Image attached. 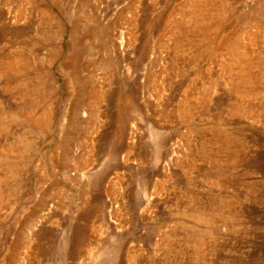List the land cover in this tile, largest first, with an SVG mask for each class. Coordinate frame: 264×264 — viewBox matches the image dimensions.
Wrapping results in <instances>:
<instances>
[{
	"label": "rangeland",
	"instance_id": "rangeland-1",
	"mask_svg": "<svg viewBox=\"0 0 264 264\" xmlns=\"http://www.w3.org/2000/svg\"><path fill=\"white\" fill-rule=\"evenodd\" d=\"M213 1L224 13L210 20L209 40L238 34L264 57V0ZM183 8L0 0V61L23 56L32 97L0 77V264H264V103L251 96L250 112L232 111L240 99L220 65L226 52L194 58L176 47ZM98 38L76 76L100 97L94 116L75 115L72 40ZM127 95L133 104L118 113ZM184 96L191 110L180 118ZM84 158L93 168L83 175L73 163Z\"/></svg>",
	"mask_w": 264,
	"mask_h": 264
},
{
	"label": "bare ground",
	"instance_id": "bare-ground-1",
	"mask_svg": "<svg viewBox=\"0 0 264 264\" xmlns=\"http://www.w3.org/2000/svg\"><path fill=\"white\" fill-rule=\"evenodd\" d=\"M184 7L185 8H183L181 15L182 19L179 22L181 24V22L183 21L184 24L180 26L181 32L178 36V39L176 40V47H184L186 53L191 54L194 58L195 57L200 58L201 56H208V55L217 56L223 51L226 52L227 59L225 62H221L220 65L222 66V69L226 73H228L227 80L233 90L234 95L237 97V99H240V103H237L236 108L231 109L232 111L245 110L246 112H250V108L252 104L256 105V101H259L260 104H262V102L264 103L263 101L264 100V57L255 56L251 51L248 50L245 51L240 45L239 42L240 39L238 34L221 35L218 37L216 41L213 42H211L208 38L209 37L208 31L210 30V26H211V23L209 22L214 18L215 15H223L224 11L222 6L220 5L215 6L213 0H184ZM19 13L23 14V11L21 10L19 11ZM193 21L199 24L194 25ZM192 32H197L198 34L197 36L200 42L197 45H194V41H190ZM106 38L107 37H104L103 41H105ZM255 38L256 35L252 34V40H255ZM95 42H98V44L100 42L102 47V43L101 40L99 41V38L87 44L79 43V41L76 42L74 41V39L72 40L70 54L68 56L69 58L68 67L70 68V72H72L71 81L77 86L76 88L77 100L73 110L75 115L79 111H81L86 115L88 114L91 117L94 116V112L92 111V106L100 97V93H97V90L94 86H91L88 83V81L82 80L79 77H77L79 63H81V59H82L81 57H83V55L89 56L91 54L90 52H92V48L94 44H96ZM21 57L12 54L7 58L2 59L0 61V77L6 87H10L11 89H14L16 91H21L20 97L22 99L24 100L25 98L32 99V97L29 95V91H31V87L27 90H23L24 87H27L28 82L31 80V78L27 77L26 74L21 73L22 69L24 70L25 68L24 67L25 65L23 64H26L23 56ZM100 62L104 64L107 67V69H110L111 66H113V64H111V61L107 59L105 60L102 59ZM34 77L35 80L32 83L33 86L36 87L37 85L40 84V81L37 77V72L34 73ZM251 96L253 97L252 99H254L253 100L254 102L252 104H247L246 102H244L245 98L248 97L250 98ZM117 102H119L117 103L118 113L120 112L121 106L125 110V108L133 104L132 99L129 98L128 95L124 96L122 100L118 97ZM189 103L190 101L188 100V97L184 96L181 102L182 105L177 109L180 118H182V116H184L186 112L191 110V104ZM30 113L31 111H28L27 113L28 118L31 120L34 119L35 122L36 116L32 118L33 115ZM43 115L45 119L48 120L47 113L44 112ZM4 116L6 117V114L4 115L3 112H1L0 130L3 129L5 126V122L2 120ZM254 116H256V114ZM117 119H118V123L116 129L121 135V133L123 134L124 132H126V130L122 126L124 118H121V115L118 114ZM74 122H75V118H72L71 123ZM47 123L48 121H45L44 126H46ZM32 125H34V123ZM81 126L82 127H80L81 129L79 130L78 135L76 136L77 143H81L84 141V132L86 130V124L83 123V125L81 124ZM150 126L153 135H155L156 137L157 129L154 128L153 125ZM133 136H134L133 130L131 129V131H129V138L133 140ZM229 142H230L229 136H225V144L227 148ZM233 152L235 153V151ZM62 153H63L62 157L65 160L70 157V156L68 157V153L66 151ZM73 164L75 167L81 170V173L83 175L90 172V170L93 168V167H87L89 164H87L86 158L82 159V161L75 160ZM13 170L14 169L10 168L9 172L14 173ZM223 213L224 212H221L222 214L221 216H224ZM193 215L194 214H192V216ZM194 217L198 220L200 219L201 215L197 214L194 215ZM212 222H214V220ZM30 235H33V233L31 232ZM197 250L199 249L197 248Z\"/></svg>",
	"mask_w": 264,
	"mask_h": 264
}]
</instances>
